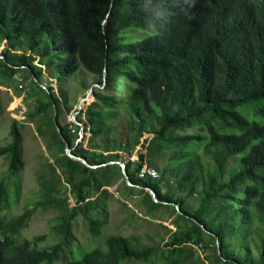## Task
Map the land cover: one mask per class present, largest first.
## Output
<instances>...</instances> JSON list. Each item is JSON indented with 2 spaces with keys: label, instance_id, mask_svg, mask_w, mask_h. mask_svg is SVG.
<instances>
[{
  "label": "trees",
  "instance_id": "1",
  "mask_svg": "<svg viewBox=\"0 0 264 264\" xmlns=\"http://www.w3.org/2000/svg\"><path fill=\"white\" fill-rule=\"evenodd\" d=\"M165 7L166 27L155 35L143 0H0V72L25 70L40 93L23 122L9 118L10 142L0 146V157L12 174L24 168L21 130L32 124L47 153L36 174L40 205L59 212L58 241L46 247L37 246L42 237L16 240L29 208L0 216V264H264V0H181L179 6L166 0ZM79 69L96 87L80 84L93 100L74 117L82 126V142L75 144L79 125L71 134L59 123L61 111L72 109L66 94L40 80L46 75L61 84ZM54 111L71 153L86 165L65 155ZM226 121L238 131L228 133ZM134 153L136 160L124 162L123 154ZM144 164L158 179L138 177ZM62 179L72 207L55 198ZM119 180L122 194L134 198V188L142 195L144 216L171 208L174 229L163 227L151 244L141 234L108 235L103 248L75 260L67 251L75 217L93 238L108 223L109 198L137 217L105 189ZM7 198L1 180L0 215ZM197 246L212 252L201 256Z\"/></svg>",
  "mask_w": 264,
  "mask_h": 264
},
{
  "label": "rangeland",
  "instance_id": "2",
  "mask_svg": "<svg viewBox=\"0 0 264 264\" xmlns=\"http://www.w3.org/2000/svg\"><path fill=\"white\" fill-rule=\"evenodd\" d=\"M1 48L2 47H0V51ZM41 79L40 85L45 84V80H48L51 82L50 86L56 94L59 96L66 94L67 105L72 106V109L69 112L61 111L59 123L66 128L73 118L74 123H77L80 127L75 144L81 143L82 126L74 117L76 118V116L79 115V109H84L93 100L90 91H84L80 87L81 83L95 87V85L92 86V76L79 69L63 80L61 84H57L54 80H49L46 75H43ZM0 82L3 85L0 86V146H4L10 142L9 118L15 119L18 122H23L25 118L24 112L27 106L33 105L35 99L40 97V93L35 90L30 75L23 69L19 70L13 76H7L3 72H0ZM110 93L116 94L113 90H111ZM116 95L121 96V94ZM256 105L261 106L262 102H257ZM238 112L244 114V109L238 108ZM246 117L249 120L253 119L252 113H246ZM80 118L83 122H87L83 117ZM24 125L25 127L21 130L25 163L24 168L12 174L7 170L5 158L0 157V181H4L8 193L6 208L0 216L5 220L29 208L31 210L30 218L19 234H17L16 240L22 241L23 239L30 240L34 237H42V240L37 241V246L46 247L58 241V238L53 233V227L57 224L59 212L54 209H44L40 205L44 197H42L38 182L36 181V174L40 172L42 169L41 167L44 165L42 156L47 157V153L41 140L36 137L34 126L27 123ZM225 125L228 133H235L238 131L237 127L231 121H226ZM70 133L74 134L72 132ZM120 135L123 136V130H121ZM88 136L89 134L85 135V141L82 144L83 147L86 146ZM143 137L149 136L144 135ZM138 150L140 149L137 147L135 152ZM140 151L142 153L145 152L143 150ZM122 159L124 162L133 161L136 160V156L134 153L133 156L129 158L123 154ZM123 185V181L119 180L114 186L105 187V189L113 194L114 198L125 203L130 210L137 214V217L132 215V212L116 199H107L106 206L109 213L108 223L102 229L100 236L96 238H93L88 232L86 222L79 216L75 217L72 222L71 246L67 248V251L71 250L72 257H74L75 260L80 259L85 252L91 249L97 248L98 246L103 248L104 239L108 235L122 234L130 236L141 234L147 236V238L144 239V243L151 244L153 240L150 239V236L160 235L163 231V227L171 230L174 229L171 225V220L174 218L171 208H160L155 211L151 217L144 216L145 211L138 205V202L142 199V195L138 194L137 189L134 188L132 193L134 198L128 197L126 193L125 195L122 194ZM164 186V184L160 186L162 192L164 191ZM55 198L57 202L66 199L69 207L74 205L73 197L69 193V185L64 179H62V183L57 188ZM135 200H137V202H135ZM193 201V198L189 199L188 203L193 204ZM200 249L201 248L197 246L194 248V252L201 256H205L206 254L210 255L212 252L210 249L205 252H200ZM70 257L71 256H69V258ZM122 264L150 263L124 260Z\"/></svg>",
  "mask_w": 264,
  "mask_h": 264
},
{
  "label": "clouds",
  "instance_id": "3",
  "mask_svg": "<svg viewBox=\"0 0 264 264\" xmlns=\"http://www.w3.org/2000/svg\"><path fill=\"white\" fill-rule=\"evenodd\" d=\"M166 0H143L144 9L146 12H151L148 15L147 29L155 35L162 34L166 27L168 14L165 7ZM184 4L190 3V0H182ZM181 0H171L172 6H179Z\"/></svg>",
  "mask_w": 264,
  "mask_h": 264
},
{
  "label": "water",
  "instance_id": "4",
  "mask_svg": "<svg viewBox=\"0 0 264 264\" xmlns=\"http://www.w3.org/2000/svg\"><path fill=\"white\" fill-rule=\"evenodd\" d=\"M1 58V57H0ZM96 87V86H95ZM91 91V89L89 90ZM52 121H53V124H54V127L56 129V132L58 133V135L60 136L61 140L63 141L64 143V153L65 155L69 158V159H72V160H75V161H79L81 162L82 164L86 165L85 163V160L84 159H81L79 157H76L74 156L72 153H71V149L69 147V144L66 142V140L64 139L62 133H61V129H60V126L57 124L56 122V115H55V111L53 112V116H52ZM114 162H110L109 164H113ZM119 166L121 167V173L124 177V182L126 184V186L128 187H133L134 185H132V183L129 181V178L128 176L126 175L125 171H124V164L123 163H118ZM88 166V165H87ZM90 168H95V166H88ZM135 187H138V186H135ZM145 191H147L151 197V199L154 201V202H157L156 200V196H155V193L150 189V188H147L145 189Z\"/></svg>",
  "mask_w": 264,
  "mask_h": 264
},
{
  "label": "bare ground",
  "instance_id": "5",
  "mask_svg": "<svg viewBox=\"0 0 264 264\" xmlns=\"http://www.w3.org/2000/svg\"><path fill=\"white\" fill-rule=\"evenodd\" d=\"M74 124H76V123H74L73 118H72L71 122L68 125L69 131L72 132V133L74 132ZM68 127H67V129H68ZM145 176H148V177H150L152 179H158V173L156 172V170L154 168H151L149 166H145L144 165L140 169V171L138 173V177L139 178H143Z\"/></svg>",
  "mask_w": 264,
  "mask_h": 264
},
{
  "label": "built area",
  "instance_id": "6",
  "mask_svg": "<svg viewBox=\"0 0 264 264\" xmlns=\"http://www.w3.org/2000/svg\"><path fill=\"white\" fill-rule=\"evenodd\" d=\"M68 130H69V127H68Z\"/></svg>",
  "mask_w": 264,
  "mask_h": 264
}]
</instances>
